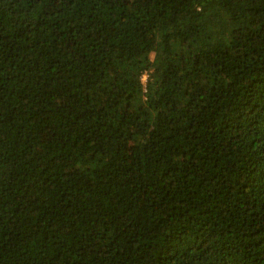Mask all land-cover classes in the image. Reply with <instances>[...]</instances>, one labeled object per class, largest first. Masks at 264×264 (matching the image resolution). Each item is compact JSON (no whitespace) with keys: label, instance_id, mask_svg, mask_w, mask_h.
<instances>
[{"label":"trees","instance_id":"1","mask_svg":"<svg viewBox=\"0 0 264 264\" xmlns=\"http://www.w3.org/2000/svg\"><path fill=\"white\" fill-rule=\"evenodd\" d=\"M0 264H264V0H0Z\"/></svg>","mask_w":264,"mask_h":264}]
</instances>
